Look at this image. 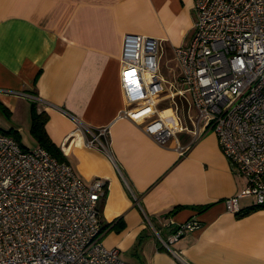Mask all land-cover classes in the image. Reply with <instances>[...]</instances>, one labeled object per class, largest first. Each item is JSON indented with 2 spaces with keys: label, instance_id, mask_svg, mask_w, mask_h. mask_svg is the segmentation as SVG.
Returning <instances> with one entry per match:
<instances>
[{
  "label": "crops",
  "instance_id": "crops-1",
  "mask_svg": "<svg viewBox=\"0 0 264 264\" xmlns=\"http://www.w3.org/2000/svg\"><path fill=\"white\" fill-rule=\"evenodd\" d=\"M194 6L195 0H0V129H15L18 144L32 148L39 144L30 132L31 105L47 113L45 130L76 174L104 180L101 239L130 264H264V206L239 196L238 212L227 207L246 179L231 168L213 131L194 136L195 109L177 92L182 68L175 48L192 37ZM126 33L159 40L164 89L154 111L169 126L185 127L163 145L142 128L154 116L123 114ZM72 116L91 130L108 126L111 159L85 145L89 134L76 130ZM178 145L189 148L181 154ZM75 156L79 167L71 163ZM189 219L197 226L172 251L161 245L157 233L166 237Z\"/></svg>",
  "mask_w": 264,
  "mask_h": 264
},
{
  "label": "built area",
  "instance_id": "built-area-1",
  "mask_svg": "<svg viewBox=\"0 0 264 264\" xmlns=\"http://www.w3.org/2000/svg\"><path fill=\"white\" fill-rule=\"evenodd\" d=\"M192 37L175 48L182 68V88L194 107L193 134L213 131L231 168L246 179L238 194L225 202L240 210L237 198L249 196L264 206V0H195ZM159 40L126 33L121 49V87L124 115L138 120L154 116L143 130L165 144L181 124L169 126L155 114L154 105L164 89L159 73ZM89 134L87 147L111 159L108 126ZM183 154L188 146L178 145ZM102 178L84 181L66 160L37 145L23 148L0 132V264H130L102 237L99 201ZM198 222L179 224L162 246L171 244Z\"/></svg>",
  "mask_w": 264,
  "mask_h": 264
},
{
  "label": "trees",
  "instance_id": "trees-1",
  "mask_svg": "<svg viewBox=\"0 0 264 264\" xmlns=\"http://www.w3.org/2000/svg\"><path fill=\"white\" fill-rule=\"evenodd\" d=\"M48 119V115L44 111H37L35 108L34 103L31 105V125H30V132L32 136L36 139L38 144L44 148H46L52 155H54L59 160H66L65 156L63 155L62 151L59 147H57L50 137L48 136L45 130V122ZM0 132L12 136L15 140L18 141L17 131L13 128H9L6 130L0 129ZM24 148V147H23ZM106 194V191H104ZM117 229L121 227V223H117ZM103 229V227H102Z\"/></svg>",
  "mask_w": 264,
  "mask_h": 264
},
{
  "label": "rangeland",
  "instance_id": "rangeland-1",
  "mask_svg": "<svg viewBox=\"0 0 264 264\" xmlns=\"http://www.w3.org/2000/svg\"><path fill=\"white\" fill-rule=\"evenodd\" d=\"M23 141L26 146H30L32 144V140L27 133L23 135ZM71 163L73 164L74 167L81 166L80 159L78 156L73 157L71 159Z\"/></svg>",
  "mask_w": 264,
  "mask_h": 264
}]
</instances>
